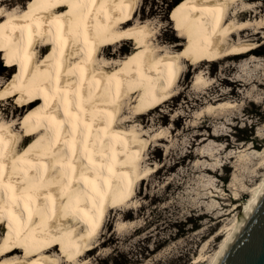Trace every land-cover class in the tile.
I'll return each instance as SVG.
<instances>
[{"label":"bare ground","instance_id":"obj_1","mask_svg":"<svg viewBox=\"0 0 264 264\" xmlns=\"http://www.w3.org/2000/svg\"><path fill=\"white\" fill-rule=\"evenodd\" d=\"M252 1L175 0L168 20L177 32L172 45L160 42L154 21L136 17L138 0L0 5V53L18 68L8 81L0 79V90L25 104L17 110L22 119L0 112V264H63L64 256L79 264L104 245L93 240L111 209L127 206L135 182L160 169L144 164L149 131L137 118L177 95L187 59L214 63L257 51L264 15ZM115 44L129 51L108 56ZM208 78L196 71L193 85L208 86ZM231 106L209 103L199 113ZM150 137V144L163 140L165 129Z\"/></svg>","mask_w":264,"mask_h":264},{"label":"rangeland","instance_id":"obj_2","mask_svg":"<svg viewBox=\"0 0 264 264\" xmlns=\"http://www.w3.org/2000/svg\"><path fill=\"white\" fill-rule=\"evenodd\" d=\"M30 1L0 0V5L22 8ZM174 1L138 0L136 17L154 21L163 45L176 42L177 32L168 21ZM252 4L264 15V0ZM263 39L261 31L254 42ZM129 45L124 49L121 44L110 45L107 54L120 52L123 57ZM17 70L0 53V79L8 81ZM182 70L177 95L137 118L149 131L144 164L159 171L135 182V198L127 206L111 209L93 240L106 242L79 264H208L250 198V190L264 178V43L244 57L202 64L187 59ZM196 71L209 77L207 87L193 85ZM223 101L233 106L211 115L199 113L207 104ZM24 108L22 99L0 90V112L22 119L17 110ZM156 128L165 129V138L150 144ZM120 221L125 223L123 229L117 227ZM219 230L222 236L214 240ZM60 244L64 246V240ZM68 258H61L62 263L78 264Z\"/></svg>","mask_w":264,"mask_h":264},{"label":"water","instance_id":"obj_3","mask_svg":"<svg viewBox=\"0 0 264 264\" xmlns=\"http://www.w3.org/2000/svg\"><path fill=\"white\" fill-rule=\"evenodd\" d=\"M211 264H264V180Z\"/></svg>","mask_w":264,"mask_h":264}]
</instances>
